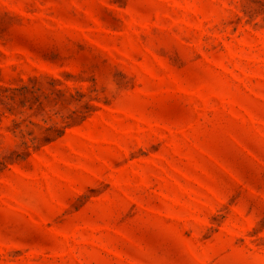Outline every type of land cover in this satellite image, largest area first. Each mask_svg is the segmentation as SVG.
Instances as JSON below:
<instances>
[{"label":"rangeland","instance_id":"374dc122","mask_svg":"<svg viewBox=\"0 0 264 264\" xmlns=\"http://www.w3.org/2000/svg\"><path fill=\"white\" fill-rule=\"evenodd\" d=\"M0 264H264V0H0Z\"/></svg>","mask_w":264,"mask_h":264},{"label":"trees","instance_id":"16d2710c","mask_svg":"<svg viewBox=\"0 0 264 264\" xmlns=\"http://www.w3.org/2000/svg\"><path fill=\"white\" fill-rule=\"evenodd\" d=\"M44 136L42 139L34 138L32 139L31 144L28 142H24L22 145L25 147V151L23 152V155H29V150L32 148L34 150H37L41 148L43 145H48L55 141L57 138L61 137L63 134V131L61 129H57L54 127L45 128L44 129Z\"/></svg>","mask_w":264,"mask_h":264}]
</instances>
